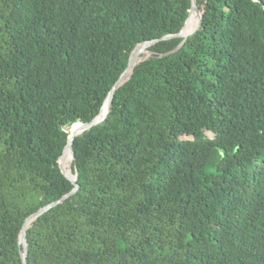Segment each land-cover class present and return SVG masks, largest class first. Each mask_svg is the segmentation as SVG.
Listing matches in <instances>:
<instances>
[{
  "label": "trees",
  "instance_id": "16d2710c",
  "mask_svg": "<svg viewBox=\"0 0 264 264\" xmlns=\"http://www.w3.org/2000/svg\"><path fill=\"white\" fill-rule=\"evenodd\" d=\"M196 6L159 40L191 0H0V264L74 187L70 128L138 43L134 64L150 55L74 136L78 188L29 223L26 264H264V0Z\"/></svg>",
  "mask_w": 264,
  "mask_h": 264
},
{
  "label": "water",
  "instance_id": "95a60500",
  "mask_svg": "<svg viewBox=\"0 0 264 264\" xmlns=\"http://www.w3.org/2000/svg\"><path fill=\"white\" fill-rule=\"evenodd\" d=\"M196 8L197 11H198V14H199V23H200V20H201V11L200 9L196 6V0H191V7L188 11V15L190 13V11L193 9V8ZM187 15V17H188ZM186 17V19H187ZM185 19V21H186ZM184 21V23H185ZM184 25V24H183ZM182 25V27H183ZM199 25V24H198ZM182 27L181 29L177 32V33H173V34H168V35H164L162 37L159 38V40L161 39H167V38H171V37H182L180 35L181 33V30H182ZM197 29V28H196ZM195 29V30H196ZM194 30V31H195ZM193 31V32H194ZM192 32V33H193ZM191 33V34H192ZM189 34V35H191ZM188 35V36H189ZM186 37H183V40L185 39ZM158 39H150V40H146V41H143L144 43H146L147 45H151L152 43L156 42ZM142 43V42H141ZM135 58H136V55L133 53V49L130 53V56H129V59H128V63L126 65V67L131 64L132 62L135 61ZM140 61V60H138ZM136 61V63L138 62ZM135 63V64H136ZM134 64V65H135ZM134 67V66H133ZM124 72V71H123ZM123 72L119 75V77L117 78V80L115 81L114 85L112 86V88L110 89V91L108 92L107 96H106V99L104 100L107 101L108 100V108L105 112V114L103 115V117L97 119V116L98 114L91 120V121H88V122H85V123H82V122H79V121H76L72 124L71 128H70V135L68 136V139H67V143L65 144L63 150H62V153L59 155L58 159H57V163H58V167L60 169V171L62 172V174L68 178L73 184H74V187L67 193L63 194L59 199L51 202L50 204H47L45 205L44 207L38 209L36 212L30 214L29 216L26 217V219L24 220V223L22 225V228H21V232H20V235H19V244L21 245V249H20V254H21V257H22V264H26V257H27V253H28V248H27V238H26V229L29 225V223L35 219L37 216H39L40 214H42L43 212H45L48 208L56 205L57 203L61 202L62 200H64L66 197H68L70 194H72L77 188H78V183L76 182V174L73 173L74 175V178H72L67 172H66V169L62 166L61 162H60V158L63 154V152L65 151V149L67 147H70L71 149V153H72V142H73V139H74V136L81 133L82 131H84L85 129H88L89 127L95 125V124H98L100 123L101 121H103V119L106 117L107 113H108V110H109V106L112 102V98H113V95H114V90L116 89V85L118 83V81L120 80ZM131 74V73H130ZM130 77V75L128 76V78ZM127 78V79H128ZM126 79V80H127ZM125 80V81H126ZM121 85V84H120ZM118 87V86H117ZM77 127H80V129H78ZM72 158H73V153H72ZM73 172V171H72ZM31 219V221H30Z\"/></svg>",
  "mask_w": 264,
  "mask_h": 264
},
{
  "label": "bare ground",
  "instance_id": "6f19581e",
  "mask_svg": "<svg viewBox=\"0 0 264 264\" xmlns=\"http://www.w3.org/2000/svg\"><path fill=\"white\" fill-rule=\"evenodd\" d=\"M196 20H197V15H196V13H195V10H194V8L190 11V13H189V15H188V17H187V19H186V21H185V23H184V25H183V27H182V30H181V33H180V35H186L187 33H188V30L191 28V27H195L197 24H196ZM141 44L140 43H138V44H136L135 45V47L133 48V53L135 54V55H137V53L140 51V46ZM138 47V48H137ZM133 64H134V62H132L131 64H129L128 65V67L130 68L129 69V71H128V75H127V77L124 79V77L123 78H120V80L118 81V83H117V85H116V87L117 86H119L121 83H123L127 78H128V76L130 75V73H131V67L133 66ZM122 77V76H121ZM115 87V88H116ZM107 105H108V100H107V102H106V104H105V106L101 109V111L99 112V115L100 116H102L103 114H104V112H105V110H106V108H107ZM78 129H80V127H77ZM71 157H72V153H71V149H70V147H69V152H68V154L64 157V159H63V161H62V166L66 169V172L68 173V171H67V162L68 161H70L71 160ZM69 174V173H68ZM70 175V174H69ZM71 176V175H70ZM30 221H31V219H30Z\"/></svg>",
  "mask_w": 264,
  "mask_h": 264
},
{
  "label": "rangeland",
  "instance_id": "374dc122",
  "mask_svg": "<svg viewBox=\"0 0 264 264\" xmlns=\"http://www.w3.org/2000/svg\"><path fill=\"white\" fill-rule=\"evenodd\" d=\"M193 27H191L189 30H188V32L192 29ZM140 47V51L137 53V55H136V58L140 55V54H142V53H144V46L143 45H140L139 46ZM147 54L145 55V56H143L141 59H144V58H146V57H148L149 55H150V51L147 49ZM135 58V59H136ZM140 59V60H141ZM206 134L209 136V137H213V134L211 133V132H209V131H206Z\"/></svg>",
  "mask_w": 264,
  "mask_h": 264
}]
</instances>
